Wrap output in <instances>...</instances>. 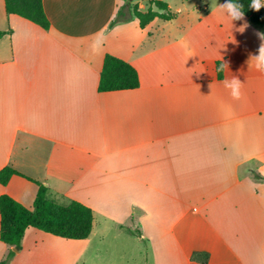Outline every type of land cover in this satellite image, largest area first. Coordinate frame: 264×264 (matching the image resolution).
<instances>
[{
    "label": "crops",
    "instance_id": "0c3cea01",
    "mask_svg": "<svg viewBox=\"0 0 264 264\" xmlns=\"http://www.w3.org/2000/svg\"><path fill=\"white\" fill-rule=\"evenodd\" d=\"M163 2L175 18L141 27L110 26L125 0H43L45 30L0 0V171L19 173L0 196L33 210L39 182L94 217L85 240L29 228L10 264H87L96 227L147 264H264V72L249 65L260 31L246 16L232 27L212 0ZM107 54L138 71L137 89L99 91ZM10 250L0 240V263Z\"/></svg>",
    "mask_w": 264,
    "mask_h": 264
},
{
    "label": "trees",
    "instance_id": "16d2710c",
    "mask_svg": "<svg viewBox=\"0 0 264 264\" xmlns=\"http://www.w3.org/2000/svg\"><path fill=\"white\" fill-rule=\"evenodd\" d=\"M8 14H15L27 19L45 30L50 29V20L46 15L43 0H4ZM153 1L158 10L150 8L147 12L140 11L137 5L132 6L131 0H125L117 17L110 26L117 23L136 19L141 27L150 24L156 18L172 20L175 14L169 5L161 0ZM228 2V0H226ZM244 5L245 16L249 23L264 33V8L258 12L252 10L249 5L251 0H239ZM127 9V10H126ZM3 33L0 32V36ZM222 62H217V71ZM218 77H223V72L218 71ZM140 86L138 71L128 62L107 54L104 59L101 72L99 91L113 92L134 90ZM19 173L8 166L0 171V184L7 185L10 179ZM255 178L264 180L258 174ZM36 182V181H34ZM38 184V192L33 210L26 208L20 202L9 195L0 196V240L6 245L15 248L10 250L6 259L0 264H10L17 252L22 250V241L29 228H36L57 237L71 240H85L93 230V211L90 207L72 201L67 205H61L48 197V187ZM194 259H198L194 254ZM203 261H206L203 260Z\"/></svg>",
    "mask_w": 264,
    "mask_h": 264
},
{
    "label": "clouds",
    "instance_id": "9594fccd",
    "mask_svg": "<svg viewBox=\"0 0 264 264\" xmlns=\"http://www.w3.org/2000/svg\"><path fill=\"white\" fill-rule=\"evenodd\" d=\"M218 8L222 13H225L228 19L232 23L233 21H241L245 19L244 5L239 2V0H228V2L218 5L216 0H212V7ZM249 7L254 11H259L261 8H264V0H251ZM248 23L245 21L244 24L241 25L237 31L243 33L245 29L248 27ZM258 38L261 40V44L258 48V54L249 56V65L250 67H254L255 70L259 72H264V33L256 32L255 33ZM222 63L218 69V71L224 72L229 71V65L226 61H224L222 57ZM224 87L230 91V95L234 100H240L243 97V84L240 79L236 76H231L226 78L223 81ZM255 184V182H252Z\"/></svg>",
    "mask_w": 264,
    "mask_h": 264
},
{
    "label": "rangeland",
    "instance_id": "374dc122",
    "mask_svg": "<svg viewBox=\"0 0 264 264\" xmlns=\"http://www.w3.org/2000/svg\"><path fill=\"white\" fill-rule=\"evenodd\" d=\"M135 1L137 0L132 2L134 3ZM153 3L150 0H139L137 6L145 4L149 6ZM128 227H124V234L127 235V232L138 233V228H133L134 225L131 228ZM130 229H133V231H130ZM97 232L98 228L96 227V233L92 235V251L87 254V264H147L148 257H146V254L134 252V244L123 242L122 240H114L112 234H109V236L101 241L98 238ZM97 248L98 253H96ZM149 259L151 261V254Z\"/></svg>",
    "mask_w": 264,
    "mask_h": 264
},
{
    "label": "water",
    "instance_id": "95a60500",
    "mask_svg": "<svg viewBox=\"0 0 264 264\" xmlns=\"http://www.w3.org/2000/svg\"><path fill=\"white\" fill-rule=\"evenodd\" d=\"M131 1H134V0H131ZM15 251H16V249H15Z\"/></svg>",
    "mask_w": 264,
    "mask_h": 264
}]
</instances>
